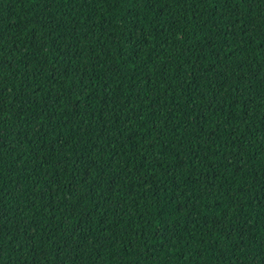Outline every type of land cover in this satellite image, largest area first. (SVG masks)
Returning a JSON list of instances; mask_svg holds the SVG:
<instances>
[{
	"label": "trees",
	"instance_id": "trees-1",
	"mask_svg": "<svg viewBox=\"0 0 264 264\" xmlns=\"http://www.w3.org/2000/svg\"><path fill=\"white\" fill-rule=\"evenodd\" d=\"M0 264H264V0H0Z\"/></svg>",
	"mask_w": 264,
	"mask_h": 264
}]
</instances>
